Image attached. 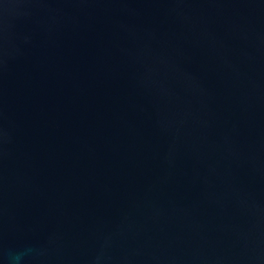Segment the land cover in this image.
<instances>
[{"label": "water", "instance_id": "95a60500", "mask_svg": "<svg viewBox=\"0 0 264 264\" xmlns=\"http://www.w3.org/2000/svg\"><path fill=\"white\" fill-rule=\"evenodd\" d=\"M0 264H264V0H0Z\"/></svg>", "mask_w": 264, "mask_h": 264}]
</instances>
